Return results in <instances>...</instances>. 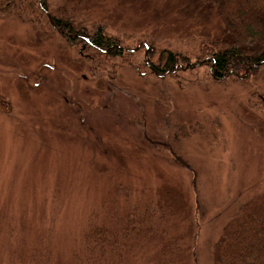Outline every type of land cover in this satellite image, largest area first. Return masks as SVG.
Wrapping results in <instances>:
<instances>
[{"label": "rangeland", "instance_id": "1", "mask_svg": "<svg viewBox=\"0 0 264 264\" xmlns=\"http://www.w3.org/2000/svg\"><path fill=\"white\" fill-rule=\"evenodd\" d=\"M226 29L201 0H0L1 264H77L88 220L135 205L170 232L194 219L195 261L216 264L226 217L264 209V62L215 77L201 47ZM163 50L177 64L151 73Z\"/></svg>", "mask_w": 264, "mask_h": 264}, {"label": "trees", "instance_id": "2", "mask_svg": "<svg viewBox=\"0 0 264 264\" xmlns=\"http://www.w3.org/2000/svg\"><path fill=\"white\" fill-rule=\"evenodd\" d=\"M201 1L213 9L227 28V35L224 38H213L206 42V46L201 47L205 50L203 56L207 57L213 75L225 79L232 76L234 70L236 72L247 70L248 73L256 71L260 65L256 68L253 65L261 60L264 62V0ZM36 4V7L41 8L39 2L36 1ZM42 9L39 16L53 22L70 41L82 42L84 37L89 36L79 28L80 26L73 27L64 18L59 19L55 17L57 15L50 16ZM72 27L78 28V32L72 30ZM94 40L95 46L86 44L87 48L92 51L90 53L96 61L97 54L99 63L104 64L109 57L114 56L112 53L117 47L110 45L101 36ZM152 52H149V61L145 63L151 73L156 71L165 74L174 69L179 58L178 54L172 50H163L159 53L158 59L153 61ZM227 72L230 75H227ZM261 107L264 110V102ZM138 208L139 206L135 205L118 220L106 221L105 224L91 222L89 219L81 239L82 252L77 249L72 253L75 262L77 264H197L193 239L196 235L194 219L189 220L188 226L185 225L187 232L181 230L180 234L169 231L166 220L162 218L164 211L158 212L159 217L157 215L152 218L143 216ZM239 209L238 213L226 217L220 229L221 233L216 245V264H264V209H259L258 206L251 211L243 207ZM147 243L152 245L150 247L152 251L149 249L152 254L142 252ZM183 256L193 262L186 263L187 259ZM45 264L57 263L52 261Z\"/></svg>", "mask_w": 264, "mask_h": 264}, {"label": "flooded vegetation", "instance_id": "3", "mask_svg": "<svg viewBox=\"0 0 264 264\" xmlns=\"http://www.w3.org/2000/svg\"><path fill=\"white\" fill-rule=\"evenodd\" d=\"M93 36H94V35H93ZM93 36H92V37H93ZM94 38H95V37H94ZM86 41H87V42H86ZM82 42H83V44H82V46H81V49L79 50L80 52H81L82 50H84V49L87 47V45L84 47V44H89V43H91V42L88 41L87 39H86V40H85V39H84V40L82 39ZM91 44H92V43H91ZM92 46H95V44H94V45L92 44Z\"/></svg>", "mask_w": 264, "mask_h": 264}, {"label": "water", "instance_id": "4", "mask_svg": "<svg viewBox=\"0 0 264 264\" xmlns=\"http://www.w3.org/2000/svg\"><path fill=\"white\" fill-rule=\"evenodd\" d=\"M144 47L147 49L148 48L147 44L144 43Z\"/></svg>", "mask_w": 264, "mask_h": 264}]
</instances>
